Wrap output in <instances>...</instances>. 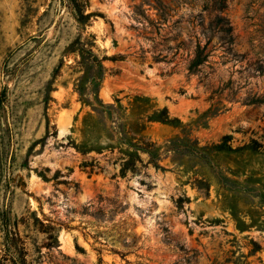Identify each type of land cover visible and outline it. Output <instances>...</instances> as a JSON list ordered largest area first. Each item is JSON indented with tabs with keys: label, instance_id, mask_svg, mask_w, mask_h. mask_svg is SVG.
<instances>
[{
	"label": "rangeland",
	"instance_id": "1",
	"mask_svg": "<svg viewBox=\"0 0 264 264\" xmlns=\"http://www.w3.org/2000/svg\"><path fill=\"white\" fill-rule=\"evenodd\" d=\"M73 1L0 0V264H264V0Z\"/></svg>",
	"mask_w": 264,
	"mask_h": 264
},
{
	"label": "trees",
	"instance_id": "2",
	"mask_svg": "<svg viewBox=\"0 0 264 264\" xmlns=\"http://www.w3.org/2000/svg\"><path fill=\"white\" fill-rule=\"evenodd\" d=\"M226 1L227 0H216L217 2L216 10L218 14L216 16V19L210 24V29L213 35L217 34L220 37V39L223 40L227 50L231 52L233 49L235 37H234V27L231 24V21L228 19V17L224 15V11L227 6ZM73 10L75 12L76 18L80 22H83L90 17L89 14L85 13L84 5L81 4L78 0L73 1ZM206 49H207V45L203 47L201 46L197 47L192 65L198 66L206 61V59L209 56V52H205ZM90 52L91 51H88L87 53L90 54ZM82 63H85L87 65L95 63L96 67L94 69L98 68L97 72H98V78H99V75H100L99 69H101V61L98 59V57L95 54L92 53V58L90 57V55L89 57L83 56ZM257 70H259V72L264 71V66L261 63V58L257 60ZM96 82L97 80L93 81L95 86H96ZM138 149H141L147 152L150 156V162L154 163L155 167L161 168L158 165V155L156 154L153 147H151V145H147L145 147L141 145V146H138ZM3 222H4L5 228L8 229V226H9L8 225V215L6 212L3 214Z\"/></svg>",
	"mask_w": 264,
	"mask_h": 264
}]
</instances>
